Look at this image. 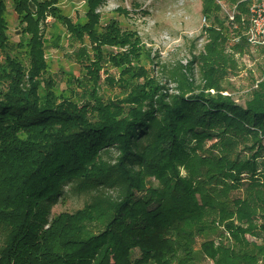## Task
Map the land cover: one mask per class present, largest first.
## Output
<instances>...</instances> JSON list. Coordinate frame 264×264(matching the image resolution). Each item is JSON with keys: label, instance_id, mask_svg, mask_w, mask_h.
Here are the masks:
<instances>
[{"label": "trees", "instance_id": "16d2710c", "mask_svg": "<svg viewBox=\"0 0 264 264\" xmlns=\"http://www.w3.org/2000/svg\"><path fill=\"white\" fill-rule=\"evenodd\" d=\"M226 1L247 12L248 0ZM58 2L10 0L21 34L15 42L7 33L8 2L0 0V264H195L200 252L214 264H264V243L246 237L264 234V169L258 170L264 165V82L246 107L219 95L182 93L170 103L159 101L155 112L133 107L121 118L112 102L95 94L84 103L75 95L57 97L53 86L41 87L54 85L46 77V49L62 40L41 34L47 16L54 29L66 27L73 41L87 42L99 57L104 45L131 40L114 19L100 25L101 0H87L85 20L75 22ZM203 10L211 19L206 31L215 43L213 61L218 42L231 33L234 40L241 30L220 2L204 0ZM234 44L248 46L243 36ZM86 49L80 46L76 57ZM215 131L227 151L222 146L219 154L197 153ZM191 140L198 159L192 181L175 172L190 158ZM113 147L120 157L109 163L105 156ZM243 172V194L229 197ZM148 175L158 177L161 187L147 186ZM66 185L81 191L119 187L122 195L116 203L97 199L74 213L52 215ZM219 225L230 239L216 244L208 235L220 232Z\"/></svg>", "mask_w": 264, "mask_h": 264}, {"label": "rangeland", "instance_id": "374dc122", "mask_svg": "<svg viewBox=\"0 0 264 264\" xmlns=\"http://www.w3.org/2000/svg\"><path fill=\"white\" fill-rule=\"evenodd\" d=\"M7 2V33L11 41L17 42L21 38L17 14L10 0ZM215 2L223 5L224 14L236 6L226 0ZM57 6L74 22L77 19L85 20L87 0H59ZM203 6L204 0H101L96 10L101 15L100 25L105 26L109 19H114L121 33H129L131 40L126 45H104L100 57L97 50L91 48L87 42L82 45L79 41H73L66 27L58 25L54 29V18L49 15L40 24L41 34H44L47 40L51 38V42L57 41V37L62 40L60 45L53 46L51 43L46 49L49 63L46 77H49L54 85L43 83L41 87L45 89L47 86H53L51 90L57 97L73 99L75 95L81 103L95 94L105 104L112 102L110 104L116 108L113 109L121 114L119 118L129 115L133 107L155 112L159 109V101L169 102L172 97L182 93L219 95L246 107L253 98L254 90L264 82V46H236L230 32L229 38L216 45L218 54L212 61L211 52L215 49V43L206 31L211 19L206 20ZM226 25L228 27L227 21ZM210 43L213 45L208 47ZM80 46H86L87 54L77 58L75 54ZM3 56L0 52V61ZM150 94L152 98L148 100L147 96ZM133 101H139V104ZM262 139L264 143V135ZM186 145L190 158L178 163L175 172L192 181L193 166L198 159L191 149L197 146V142L191 140ZM222 146L224 151H227L222 136L215 131L212 136L202 140L196 152L203 156L219 154ZM242 147L243 144H240L237 149ZM119 157L118 148L113 147L105 156V160L114 163ZM263 160L264 158H260L259 161ZM137 169H140V166H137ZM263 169L264 165L260 164L258 170ZM240 177V183L232 182L234 188L228 190L229 197L243 194L245 184L242 183H246L247 173L243 172ZM145 183L152 188L161 187V182L155 175L146 176ZM222 187V184L215 186L216 189ZM121 195L122 190L119 187L81 191L72 185H66L63 194L52 206L51 213H74L84 209L87 204L98 203L97 199L104 202L103 205L116 203ZM197 197L199 198V195ZM103 220L96 221L97 225L103 224ZM261 221H264V218L261 217L259 222ZM219 231L208 235L216 244L230 239L229 231L223 226L219 225ZM257 232L259 236L247 232L246 237L251 241L264 243V234L261 230ZM200 245L201 240H198L199 251ZM263 260L264 257L261 261ZM172 264H177V261L174 260ZM195 264H214V261L200 252Z\"/></svg>", "mask_w": 264, "mask_h": 264}, {"label": "built area", "instance_id": "2783aa9c", "mask_svg": "<svg viewBox=\"0 0 264 264\" xmlns=\"http://www.w3.org/2000/svg\"><path fill=\"white\" fill-rule=\"evenodd\" d=\"M227 15L232 25L241 30L235 41L243 36L249 46H264V0H248L247 12H240L235 6Z\"/></svg>", "mask_w": 264, "mask_h": 264}]
</instances>
